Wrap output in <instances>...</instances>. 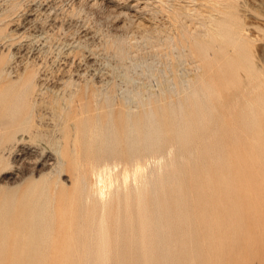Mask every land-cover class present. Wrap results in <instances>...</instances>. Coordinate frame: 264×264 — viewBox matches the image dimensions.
Returning a JSON list of instances; mask_svg holds the SVG:
<instances>
[{
  "label": "rangeland",
  "instance_id": "rangeland-1",
  "mask_svg": "<svg viewBox=\"0 0 264 264\" xmlns=\"http://www.w3.org/2000/svg\"><path fill=\"white\" fill-rule=\"evenodd\" d=\"M0 264H264V0H0Z\"/></svg>",
  "mask_w": 264,
  "mask_h": 264
},
{
  "label": "bare ground",
  "instance_id": "bare-ground-1",
  "mask_svg": "<svg viewBox=\"0 0 264 264\" xmlns=\"http://www.w3.org/2000/svg\"><path fill=\"white\" fill-rule=\"evenodd\" d=\"M56 153L59 155L61 161H63V153L59 143L57 144ZM158 163H160V161ZM61 164L62 162L60 165ZM146 176V167L142 164L140 159H136L132 167L117 163L116 161L105 162L101 165L93 166L91 168V183L89 185L90 193L88 198L94 197L102 206H105L110 200L118 199L120 194H128L130 189H134L139 193L140 185L145 181Z\"/></svg>",
  "mask_w": 264,
  "mask_h": 264
}]
</instances>
